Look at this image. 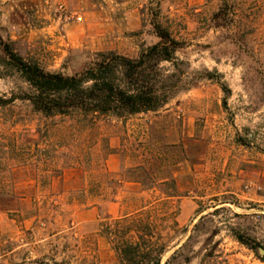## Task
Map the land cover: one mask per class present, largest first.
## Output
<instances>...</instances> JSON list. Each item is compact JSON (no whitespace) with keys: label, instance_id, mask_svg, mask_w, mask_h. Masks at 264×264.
Instances as JSON below:
<instances>
[{"label":"rangeland","instance_id":"rangeland-1","mask_svg":"<svg viewBox=\"0 0 264 264\" xmlns=\"http://www.w3.org/2000/svg\"><path fill=\"white\" fill-rule=\"evenodd\" d=\"M155 11L182 43L176 57L191 86L157 114L132 118L125 127L101 126L112 148H121L125 137L132 153L107 157L111 184L103 185V203H82L85 166L65 167L48 179L41 166L10 163L0 235L31 231V245L48 253L52 247L45 244L52 242L63 250L58 260L76 264L87 250L98 264H116L99 224L116 217L125 198L162 196L129 181L139 177L130 171L141 153L159 148L166 165L174 163L180 196L178 226L162 264H264V0H0V57L9 45L24 60L64 75L80 72L101 52L134 58L158 41L150 24ZM16 84L0 79V94ZM43 123L16 103L0 111V136L34 143Z\"/></svg>","mask_w":264,"mask_h":264},{"label":"trees","instance_id":"trees-1","mask_svg":"<svg viewBox=\"0 0 264 264\" xmlns=\"http://www.w3.org/2000/svg\"><path fill=\"white\" fill-rule=\"evenodd\" d=\"M157 18L155 11L150 24L158 41L142 47L136 57L114 51L97 53L87 67L72 75L48 72L38 63L24 60L9 45L3 47L0 79L15 78L21 84H16L8 94H0V111L19 103L44 123L37 128L38 139L34 143L17 136H0V203L11 192V182L4 173H8L12 162L41 166L48 179L65 167L85 166L89 181L82 193V203L106 201L103 185L111 184L105 179L107 157L116 150L124 155L132 153L123 144L125 137L120 139L121 148H112L111 136L105 135L101 126L119 122L125 127L132 118L157 114L177 93L191 86L185 68L181 67L183 63L176 57L182 43ZM165 63L168 68L163 66ZM140 156L142 162L130 171L137 172L139 177L129 181L139 185L143 192L159 190L162 196L125 198V207L116 217L100 222L99 233L110 242L117 256L116 264H162L178 226L180 196L171 172L174 163L166 165V152L159 148L148 149ZM94 172L99 180L91 176ZM156 172H163L164 177L150 178ZM55 234L49 233L48 237ZM239 241L254 248L240 238ZM31 244V231L0 235V264H72L65 258L57 259L64 252L58 251L52 242L45 244L52 247L48 253L43 246ZM88 255L87 250L82 251L76 264H98Z\"/></svg>","mask_w":264,"mask_h":264}]
</instances>
